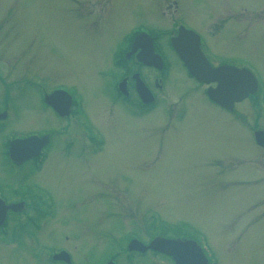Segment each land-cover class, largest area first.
Returning <instances> with one entry per match:
<instances>
[{
	"label": "rangeland",
	"instance_id": "1",
	"mask_svg": "<svg viewBox=\"0 0 264 264\" xmlns=\"http://www.w3.org/2000/svg\"><path fill=\"white\" fill-rule=\"evenodd\" d=\"M203 3L205 8L199 0H179V12L205 38L203 27L216 20L218 11L227 17L208 45L248 60L264 87V16L253 31L246 16L252 7L262 11L264 0H235L232 18L233 0ZM158 7L127 0H0V73L14 89L24 80L12 94L14 105L0 132V187L9 203L21 197L17 185L30 187L27 210L10 217L7 233L0 236V264H63L50 259L62 247L71 264H106L111 255L119 264H172L150 251H133L128 262L124 252L129 234L146 242L166 230L176 233V225L206 243L215 264H264V148L252 132L200 96L196 82L169 52L164 104L180 103V121L161 129L162 111L156 120L150 114L130 118L106 103L119 70L110 64L111 54L121 49V36L130 26L163 24ZM94 15H110L102 33ZM42 81L75 85L87 126L105 143L94 153L95 146L75 126L73 135L71 128L54 140L43 168L25 177L1 159V143L62 124L35 99ZM7 88L0 82V98ZM180 91L185 97L176 99ZM237 107L251 117L249 99ZM259 124L264 128V117ZM70 136L76 142L69 144ZM34 195L41 196L44 209L50 204L48 213L42 215L34 205ZM29 217L37 224L29 219L19 229ZM17 229L18 239L10 236Z\"/></svg>",
	"mask_w": 264,
	"mask_h": 264
},
{
	"label": "flooded vegetation",
	"instance_id": "2",
	"mask_svg": "<svg viewBox=\"0 0 264 264\" xmlns=\"http://www.w3.org/2000/svg\"><path fill=\"white\" fill-rule=\"evenodd\" d=\"M81 1L86 2V0H81ZM127 1H130V4H133V2H135L139 4L144 3L148 6L158 5L159 6L158 8L161 10V12L159 10V13H160L159 21L163 22V24L159 22L160 24L155 23L153 26H149L147 24L138 23L136 25L130 26L124 31L123 35L121 36V39L123 41L121 49L113 51V54H111V57L113 59L110 60V64L112 62L113 65H115L119 70L116 75V78H114V81L111 87L112 94H113L112 98H110L109 96L105 97L107 100L106 102L107 105H109L111 108H113L114 106L117 107L125 116L130 117V118L131 117L139 118L141 116L150 114L153 117L152 119L156 120L159 118L158 115L159 114L161 115L160 112L162 111L164 113V119H166V121H164L163 124H160L161 129L167 128L170 125L169 122H172L173 120L180 121L184 115V110L182 109V107H179L180 103L176 104L174 101H171V102L169 101L170 104L167 107L164 104V99H167L168 98L167 95H169L168 88L166 89V85L164 83V79L167 77L168 72H169L170 63L166 55V52H169L172 59H174L177 63H179L180 66L183 68L187 77L193 80L194 82H196L195 87L199 90L200 96H204L206 100L210 103V105L216 107L217 109H220L223 113H226L229 117L237 120L238 124L243 126L246 129V131L248 132L251 131L252 132L251 135L253 139H254L253 134L255 131L257 130L264 131V128L260 126L259 124V122L264 117V87H263L260 77L254 71V69L250 66L248 60H246L243 57L236 58V57H229L223 54H219L218 52L213 51L206 41V40H208L209 42L214 41L216 33H218V31H220L223 27L225 28L226 23H227L226 22L227 17L222 19L220 17V11H218L216 20H214L210 24L203 27L204 30L207 31L205 32L206 38H207L206 39L204 35L194 26L189 24L186 21V18L183 17V15L179 12V4H178L179 0H127ZM199 2L201 6L205 8L204 3H203L204 0H199ZM234 2L235 0H233V3L231 4L232 10L229 9V12H228L231 18L232 16H236L237 14V6ZM262 8L263 10L260 12H259L258 7L249 8V10L247 11L246 16L248 18L247 19L248 31H250V28H251V31H253L254 28L258 27L260 20L264 16V7ZM114 13L116 12L114 11ZM258 13L260 15V18L255 19V16L258 15ZM88 15L90 17L93 16V14H88ZM109 17L110 15L109 16L104 15L96 19V16L94 15L93 20L96 19L97 22L93 24L94 26L96 24L99 25L98 29H96L97 31L102 33L103 31L102 26L103 27L105 25H108V27L110 26ZM261 21L264 22V19H262ZM180 28H183L184 30L191 32L193 34L191 36L192 38H195L194 35L196 36L197 47L200 51V54H202L206 62L211 67L224 66L227 68H232V67L233 68H246L253 74L255 78L256 89L254 88L255 90L251 94H248L246 97L242 98L241 100L234 101L230 109L222 107L219 104L210 100L206 94V88L208 86H214L215 82H209V84H205L204 82L198 81L195 77H193L188 72L183 62L179 59V57L177 56L175 52V49L173 48L171 44V38L177 35V32ZM263 29H264V24H263ZM138 34H141L143 38L146 39L149 46L151 47L152 53L158 54L160 56V59H161L160 68L152 64H144L142 61L138 60L137 56L142 50V46H144L142 41H137L135 48L132 51H130L133 39ZM143 71H145L147 75H145V72ZM3 75H4L3 72H2V75L0 73V82L3 85V89L5 87H8V88L6 90L7 92H5V94L0 98V105H1L0 113L4 114L3 118H0V132L5 129V127L7 126L6 123L9 120V115H10L9 113L11 111L9 110V113H8V109L9 108L12 109V104H13L11 101V98H13L12 94L14 91L19 90L20 85L24 84L23 82L24 80L18 81L19 82V86L17 87L18 89H14L10 85H6V82H9V81H7L4 78L5 76ZM137 80L141 81L142 86L138 85L139 83H136ZM11 83L12 82H10V84ZM74 86L75 85H69L65 83H52L51 85H46L43 83V81L40 84L36 85L37 95H35V99L37 103H39L40 106H42L41 110L48 109L56 118H58L59 121L61 120L63 121L60 127H48V128L44 127L42 130H39V131L32 130L30 134L28 133L24 135V137L29 136V135H34V134L38 136H42L45 134L48 135V141L46 142V144L43 145L39 149V152L37 154H34V156L32 155V157L30 156L31 159L29 160H27L29 157L26 158L25 160H22L19 163H15L12 160H10L11 158H9L8 156V145H9V141L11 140V138L9 140H3L1 143L2 145L1 159L7 162L6 164H8L9 168H12L15 170L19 169L18 171H20L21 169L25 177H29L33 173V171H40L43 168L44 163L49 156V152H50L52 144L54 143V140L55 139L61 140L63 138L61 134L68 131L71 128H74V130H72L70 134V135H73L72 133L76 132L75 126L77 127L78 131H81L82 134L84 133L86 138L89 139L92 142V145L95 146V148L93 149L95 150L94 153L97 152V149H100V150L102 149L105 142L100 135H98L94 131H91V129H89V127L87 126L88 124L87 117L84 115L82 111L81 98L78 95V90ZM137 86L138 87L140 86V87L138 88ZM3 89H2V92H3ZM60 90H64L69 95V98H68L64 94L65 98H67L69 101V105L67 108V112L63 115L58 114V112L55 109V107L56 108L61 107L63 103V100L61 97L54 98L53 103H48L45 98L46 96L50 95L53 92L54 93L60 92L61 94ZM184 93L185 92L181 93V91L178 92L176 99L184 98L185 97ZM246 99L250 100V110H251L250 118H247L249 114L246 115L245 112L240 111L237 107V105H239L242 101ZM166 103H167V100H166ZM161 120L163 122V119ZM84 124H86L87 128L86 127L84 128L83 126ZM16 137L22 138L23 136H16ZM74 140L75 139L72 140L70 136L69 144L76 142ZM254 142H255V139H254ZM24 183L25 182L21 183L20 185H17L18 188L16 187L17 188L16 194L17 195L19 194V196H21L20 199H17V196H16V199L11 202L23 201L25 205L24 211H26L27 210L26 197L28 196V191L30 187L26 185L27 183L25 184ZM30 186H35L39 188L40 191L44 189L43 187L35 185V184H31ZM34 191L36 193L39 192L36 190ZM35 195L30 196L32 197V199H34L33 200L34 205L37 206V208L42 207V204H40L41 196L38 197ZM0 197L4 200L5 203L8 204L10 202L5 199L1 187H0ZM36 202H38V204ZM49 205L50 204H48L47 206ZM47 206L42 211H46V209H48ZM19 215L20 213H13V212L7 211L6 221H8L10 217L19 216ZM27 222H28L27 219H25V221L21 223L22 225H24ZM175 228L180 229V230L176 231V233H174V231H172L171 233H169L170 231H167L163 233V235L168 238H176V237L177 238H193V236L185 235L184 232L181 230L180 226L176 225L174 229ZM17 233L20 234V231L18 229H17ZM18 237L20 236H16V238ZM133 237L141 240L136 233H131L129 237L126 238V241L127 239L129 240L130 238H133ZM142 242L146 244L148 241L146 242L142 241ZM208 250L209 252L207 256L209 259L207 258V261H208L207 264H215L214 255L212 254L209 247H208ZM148 251L150 250H146L145 252H142V253L138 252V253L140 255H144V254L146 255ZM150 252L155 255H162L157 252H153V251H150ZM133 253L135 252L133 251L124 252V254L126 255L125 258L128 262L132 261L130 256ZM109 258L113 259L115 264H119L114 255H111ZM55 262H60L63 264H71L72 260L69 263H64L60 260H55Z\"/></svg>",
	"mask_w": 264,
	"mask_h": 264
},
{
	"label": "water",
	"instance_id": "3",
	"mask_svg": "<svg viewBox=\"0 0 264 264\" xmlns=\"http://www.w3.org/2000/svg\"><path fill=\"white\" fill-rule=\"evenodd\" d=\"M192 35L191 32L180 28L177 35L171 38V44L189 72L197 80L205 83L210 81L216 82L214 87H208L206 90L208 97L212 101L230 109L234 101H239L247 94L254 91L253 80L244 69L209 66L199 52L196 36L194 35L195 38H192ZM137 41H142L144 44L142 50L137 56L138 60L142 61L144 64H152L159 68L161 64L159 56L152 53L151 47L141 34L137 35L133 40L130 51L135 48ZM136 83H139L138 85L142 86L140 80H137ZM56 93L53 92L45 98L48 103H53L54 98L61 97L63 103L60 108L55 107V109L58 114L63 115L67 112L69 101L65 98L63 92V94H60V92ZM0 117L2 118L3 114H0ZM253 135L256 143L264 148V131L257 130ZM46 141L47 135L14 139L9 145V158H11L13 162L19 163L36 154ZM22 208V202L5 204L0 199V224L3 222L8 209L18 211ZM147 248L169 255L174 264H205L200 249L191 239L180 240L177 238L168 239L154 237L147 245H143L135 239H131L127 243L128 250L144 251ZM53 258L68 260L64 251H60L58 254L53 255ZM106 264L113 263L108 261Z\"/></svg>",
	"mask_w": 264,
	"mask_h": 264
},
{
	"label": "trees",
	"instance_id": "4",
	"mask_svg": "<svg viewBox=\"0 0 264 264\" xmlns=\"http://www.w3.org/2000/svg\"><path fill=\"white\" fill-rule=\"evenodd\" d=\"M27 224L29 225V223H28V222H27ZM20 226H22V224H21ZM25 226H27V225H25Z\"/></svg>",
	"mask_w": 264,
	"mask_h": 264
}]
</instances>
